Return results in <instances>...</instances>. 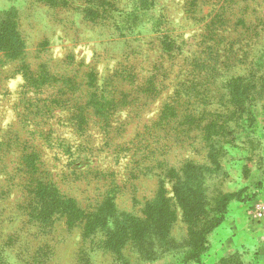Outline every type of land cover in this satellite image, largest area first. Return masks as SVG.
Returning <instances> with one entry per match:
<instances>
[{
  "label": "rangeland",
  "instance_id": "374dc122",
  "mask_svg": "<svg viewBox=\"0 0 264 264\" xmlns=\"http://www.w3.org/2000/svg\"><path fill=\"white\" fill-rule=\"evenodd\" d=\"M61 1L0 0V51L11 45L15 53L20 45L23 57L0 61L6 134L16 132L31 146L44 161L43 175L83 209L110 191L119 209L140 215L159 180L171 195L168 167L182 177L186 165H201L187 181L200 190L199 212L170 203L168 240L156 238L150 215L146 238L132 242L124 261L101 248L99 233L82 240L81 228L63 219L40 233L27 215L29 189L11 186L22 185L11 168L0 174V264H264V217L257 215L264 202V0ZM240 16L248 24H239ZM43 75L57 84L35 85ZM236 78L254 87L232 99L228 82ZM72 80L82 102L100 86L110 92L114 113L98 116L86 107L90 119L81 134L59 118L63 108L29 124L27 104L63 82L69 89ZM166 103L174 111L162 119ZM36 128H50L53 138L39 137ZM62 145L75 153L64 154ZM22 146L5 147L0 168L21 156ZM217 219L197 263L190 259L194 236Z\"/></svg>",
  "mask_w": 264,
  "mask_h": 264
},
{
  "label": "trees",
  "instance_id": "16d2710c",
  "mask_svg": "<svg viewBox=\"0 0 264 264\" xmlns=\"http://www.w3.org/2000/svg\"><path fill=\"white\" fill-rule=\"evenodd\" d=\"M61 2L65 3L66 1L62 0ZM216 15V18L220 21V13ZM242 17L243 16H240L237 22L241 25L248 24L247 20ZM220 18L223 20V16ZM255 26L258 25L255 24ZM211 32L213 35L217 34L214 33V30H211ZM242 34L245 35V32ZM18 46L19 48H17L15 53L14 47L11 45L6 51H0V61H7V59L14 60L15 58H20V61H23L22 54L20 53L22 49L20 45ZM2 63L3 62H0V65ZM20 69L23 70V65L20 66ZM37 79L40 83L35 81V85H40L42 81L46 82L47 80L48 81L46 83L54 81L55 84H57L58 82L57 79L54 80V78L46 77V75H43V77H37ZM63 81L66 82V80ZM64 82L59 85L60 87H57L54 93L46 95L45 98H38L36 94L35 98H38V100L27 104L28 108H30L26 112L27 115L30 116V120L28 121L29 124L32 123L40 125L41 122L47 121L48 117H50V113L54 115L55 109L63 108L64 110H67L68 115L63 114L59 118L67 119L69 121L68 126L73 130H76L78 134H81L84 132L90 119V117H88L86 107H91L93 114L98 116H110L114 113L112 110L116 109V105L113 103V99L110 98L111 96L107 97L110 92L105 94L107 91L101 89V86L98 88V91H92L89 93L86 101L82 102L80 101V96L74 95L75 92L79 90L78 85L74 84L76 82L73 80L69 81L70 83L68 84L71 85L69 89H64L62 85L65 84ZM228 83L232 92V99H237L240 96L245 95L248 89H253L254 87V85H250L249 81H243L241 78L231 79ZM53 87L55 88V85H53ZM39 88L40 87L36 86L33 87L35 91H39ZM240 89H242V92H240ZM69 91H71L70 93L72 94L67 96ZM39 102H41L40 105ZM173 108L172 104L166 103L163 106L160 117L162 119L168 117V109H172V111H174ZM52 114L51 116H53ZM6 124L7 123L4 122L1 124L0 122V155L7 154V149H4L5 147H13V149L16 150V147H18L20 143L23 144L21 148L23 151L21 156L15 159H9V161H3L0 168V174L8 173V171L12 168L15 175L18 176L20 180L22 178V185L20 181V183H12L11 186H21V188L26 191L29 189L31 197L27 202V215L29 220H33L35 224L37 223L38 230L42 234L47 233L49 227L52 226V228H54L55 222L63 219L68 228H72L73 226H79L81 228L82 240H85L86 237L93 232L99 233V243L101 248L105 249V251L116 254L118 258L125 261L128 260L127 254L131 248L130 245L132 242L144 240L146 238L144 237V221L149 218L150 215L152 221H149L154 228V232L160 236L156 238L163 239L168 233L169 223L174 218V207L169 205L170 203L176 204V200H178L182 209L185 210L187 207L188 210L196 208V211L199 212L197 208L200 205V198L199 196H196V194H198L200 190L195 189L192 191V188L195 187L190 186L187 181L190 179L188 178V175L193 172V170L194 172H199L201 165L198 167L192 163H190L192 166L186 165L185 167L184 165L185 170L182 177L176 175V168L174 166L168 167V173L170 174H167L166 176H169V180H172V187L170 189L171 195L166 196L168 190L163 186L164 179L159 180V186L161 188L157 191L156 198L151 202L147 200L144 202L143 207L140 209V215H134L131 211L127 212L117 207L115 202V189L113 191L114 193L109 191L105 197L95 205L94 208L83 209L73 197L60 193L56 184L52 180H48L43 175L41 169L46 168L44 161L39 160L40 155L33 151L31 146H26L21 140H19L16 132V135L14 134L13 136H11L10 131L6 134L8 131L7 128H10V125ZM47 130L48 132H46ZM47 130L36 128L33 129V133L39 135V137H44L45 135L48 139H52L53 136L49 134L50 128ZM136 136L143 139V135L141 133H138ZM11 141L14 143L11 144ZM62 148H65L62 149V152L64 154H68L69 156L75 153L72 151L71 145H62ZM213 148H216V144L212 143L209 149ZM0 160H3V158H0ZM9 162L13 163V165L11 166ZM136 162L138 163L139 160L136 159ZM161 164L163 165L164 163ZM26 175L28 176L26 177ZM113 186H116V184H113ZM225 199H227V197L222 198V200ZM219 221L220 220L218 219L215 220L213 225H208L207 223L204 224L195 234V239L193 240V243L195 244V255H192L193 257H190V259L194 258L198 263V255L205 244V234L216 226ZM164 240H168V237L164 238Z\"/></svg>",
  "mask_w": 264,
  "mask_h": 264
},
{
  "label": "built area",
  "instance_id": "2783aa9c",
  "mask_svg": "<svg viewBox=\"0 0 264 264\" xmlns=\"http://www.w3.org/2000/svg\"><path fill=\"white\" fill-rule=\"evenodd\" d=\"M257 213L259 217H264V202L258 206Z\"/></svg>",
  "mask_w": 264,
  "mask_h": 264
}]
</instances>
